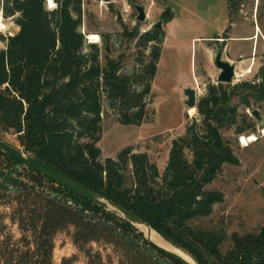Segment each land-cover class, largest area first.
<instances>
[{
    "label": "trees",
    "instance_id": "1",
    "mask_svg": "<svg viewBox=\"0 0 264 264\" xmlns=\"http://www.w3.org/2000/svg\"><path fill=\"white\" fill-rule=\"evenodd\" d=\"M47 1L0 0L4 16L14 18L19 28L7 40L0 35V43L7 44L0 50V139L16 135L25 153L139 216L198 264H264V228L260 233H234L233 247L223 254L224 228L208 229L195 223L209 218L215 205L224 202L220 191L206 186L222 173L224 165H239L240 161L221 131L238 126L236 134L243 135L252 127L238 107L250 109L264 102V66L256 75L259 83L208 85L197 117L187 126L186 136L174 141L163 173L148 154L135 153L131 147L119 152L116 159L103 161V98L123 126H141L148 120L147 99L165 35L156 30L138 38V30L130 32L125 27L119 36L139 39V46L149 49V54L140 61L136 73L124 75L120 59L106 58L102 66L100 48L87 43L81 31L83 0H54V10L48 9ZM237 1L227 2L230 16L236 13ZM237 98L238 107L232 105ZM26 169L36 176L32 184L43 187L45 180L47 188H57L135 232L115 214ZM0 180L5 189L25 185L3 170Z\"/></svg>",
    "mask_w": 264,
    "mask_h": 264
},
{
    "label": "rangeland",
    "instance_id": "2",
    "mask_svg": "<svg viewBox=\"0 0 264 264\" xmlns=\"http://www.w3.org/2000/svg\"><path fill=\"white\" fill-rule=\"evenodd\" d=\"M83 1L81 31L86 40L90 34L99 36V43L95 45L101 50L102 66L106 65V58L120 59L121 73L132 75L140 69V61L149 54V49L139 46V39L128 40L119 36L125 27L130 32L138 30L140 38L147 32L156 31L155 25L162 21V29L158 31L164 33L166 40L152 82V92L147 99L149 114L145 123L141 126L121 125L116 111L103 98V137L100 142L103 161L116 159L119 152L131 147L135 153L148 154L161 173L164 172L174 141L186 136L187 126L198 115L199 102L207 95L208 85H218L217 77L209 76L204 67L214 64L220 48L224 49L223 58L226 55L228 48L220 40L223 36H234L229 54L235 58L243 55L239 61L243 62V67L253 58L255 72L264 66V0H238L236 13L229 14V17L227 0H136L145 6V22L137 20L138 13L131 0ZM47 6L54 10L57 4L53 0L52 6L48 0ZM0 20L5 27H0V35L6 40L19 32L14 18H6L2 7ZM255 31L256 42L254 37L250 38ZM215 35L219 37L213 38ZM104 37L110 46L109 51L105 48ZM202 38L209 39L200 42L198 39ZM6 45L1 42L0 50H5ZM253 46L256 47L253 49ZM186 89L196 90V108L189 109L185 105ZM232 105L238 107L239 99H235ZM238 108L252 127L243 135L236 134L238 126L225 128L221 133L240 164L224 165L222 173L206 186L208 190L220 191L224 202L215 205L209 218L195 222L208 229L224 228L226 239L220 247L223 254L233 247L231 236L234 233H260L264 228V102L252 105L250 109ZM255 110L259 111L262 122L252 116ZM251 135L258 140L244 147L241 137ZM1 139L23 150L16 135L7 134ZM186 156L192 160L188 150ZM1 170L25 185H8L9 189H5L0 180V264H177L163 257L140 227L132 225L135 232L127 231L121 222L97 214L71 195L57 188H47L45 180L41 183L43 187L32 184L36 181L35 175L0 154ZM86 211L106 219L114 227L87 221ZM117 228L122 229V235ZM172 246L194 260L184 250Z\"/></svg>",
    "mask_w": 264,
    "mask_h": 264
},
{
    "label": "water",
    "instance_id": "3",
    "mask_svg": "<svg viewBox=\"0 0 264 264\" xmlns=\"http://www.w3.org/2000/svg\"><path fill=\"white\" fill-rule=\"evenodd\" d=\"M134 9L138 13L137 20L139 22L146 21V10L145 6L140 5L135 0L131 1ZM173 16V14H172ZM118 20H122L121 12H118ZM155 29L161 30L162 29V21L155 25ZM224 49L220 48L218 53L215 56L214 63L215 66L220 70V74L217 77V83L221 84H229L231 85L233 82V77L235 75L236 64L227 62L223 59ZM185 96L187 100L185 101V105L189 108H196L197 107V92L195 89H186ZM252 116H254L259 122H262V117L259 114V111L255 110L252 112ZM0 152L4 153L6 156L16 160L17 162L24 165L26 168L32 169L37 173L47 177L57 185L67 189L68 191L72 192L76 196L96 205L104 210H107L119 217H122L128 223L135 227L145 226L149 228V236L151 238L152 235V228L149 226L143 219L139 216L135 215L131 211L127 210L126 208L122 207L121 205L117 204L114 201L108 200L99 193L87 188L86 186L82 185L81 183L75 181L71 177L65 175L64 173L56 170L55 168L51 167L50 165L38 160L36 157L25 153L24 150L15 148L8 144L7 142L0 139ZM150 243L155 245L160 251L164 252L168 255L171 259L176 261L178 264H196L194 260L192 262L187 261L183 257L173 253L156 243H154L151 239H148Z\"/></svg>",
    "mask_w": 264,
    "mask_h": 264
},
{
    "label": "built area",
    "instance_id": "4",
    "mask_svg": "<svg viewBox=\"0 0 264 264\" xmlns=\"http://www.w3.org/2000/svg\"><path fill=\"white\" fill-rule=\"evenodd\" d=\"M132 9V6L129 7V9ZM125 12H127V10H125ZM87 42L89 44H92L91 40L88 38ZM251 63L247 66L243 67V62H239V65H236V70H235V75L233 77V82L231 85H236L239 84L243 81H250V79L252 78L253 80L252 83L256 84L259 83L260 80L256 79V75L257 72L254 71V67H255V59H251L250 60ZM85 217L87 221H90L91 223L95 224V225H105V226H109V227H114L113 223L107 221L106 219L103 218H99L96 217L92 212L90 211H86L85 212ZM116 231H118L119 233H121L122 235V229L117 228ZM131 239V235H128ZM155 259H157V257H154Z\"/></svg>",
    "mask_w": 264,
    "mask_h": 264
},
{
    "label": "bare ground",
    "instance_id": "5",
    "mask_svg": "<svg viewBox=\"0 0 264 264\" xmlns=\"http://www.w3.org/2000/svg\"><path fill=\"white\" fill-rule=\"evenodd\" d=\"M50 4L53 6V0H49ZM0 27L1 29H4V24L1 23V20H0ZM88 38L91 40V42L93 44H97L99 43V36L98 35H95V34H90L88 36ZM258 139L256 138L255 135H251L249 137H241V143L244 147H249L252 143H254L255 141H257ZM140 230H142L145 235L148 237V239H151L154 243H156L157 245L173 252V253H176L177 255L183 257L184 259H186L187 261L189 262H192V260L190 259V257L188 255H186L185 253H183L182 251L176 249L175 247H173L171 244H169L168 242H166L165 240H163V238L158 235L156 232H154L152 230V235H151V238L149 236V228L148 227H145V226H141L140 227Z\"/></svg>",
    "mask_w": 264,
    "mask_h": 264
},
{
    "label": "crops",
    "instance_id": "6",
    "mask_svg": "<svg viewBox=\"0 0 264 264\" xmlns=\"http://www.w3.org/2000/svg\"><path fill=\"white\" fill-rule=\"evenodd\" d=\"M132 1V0H131ZM136 1V0H135ZM137 2V1H136ZM227 2H228V0H227ZM114 3V1L111 3V4H113ZM131 5H132V3H131ZM133 6V5H132ZM227 7H228V5H227ZM228 11V10H227ZM228 17H229V13H228ZM234 31H235V28L233 29V31H232V33H234ZM257 34H256V31H255V33L250 37L251 39L254 37V41L256 42L257 41V36H256ZM256 36V37H255ZM167 37V36H166ZM217 37H219V35H215L213 38H217ZM223 37H225V36H223ZM222 37V39H220V40H223V42L224 43H226L225 44V46H227V48H228V51L226 52V55L224 56V60L225 61H227V62H230V63H234V64H236V65H239V61L241 60V59H243L244 58V56L243 55H241V56H239V58H235L234 56H231L230 54H229V45H230V42H231V40L232 39H235L234 38V36H232V35H230L229 36V38L227 37V39H224ZM209 38H212V37H209ZM209 38H202V39H198L200 42H203L204 40H207V39H209ZM244 39H247V37L246 38H244ZM166 41V40H165ZM198 44V43H197ZM256 45V44H255ZM256 46H253V49L255 48ZM254 51V50H253ZM252 51V52H253ZM249 56V55H248ZM215 59V58H214ZM211 64H213V63H211ZM215 64V63H214ZM210 65V64H206V66L204 67V71L209 75V76H211V77H214V76H216V77H218V75L220 74V70L215 66V65Z\"/></svg>",
    "mask_w": 264,
    "mask_h": 264
},
{
    "label": "flooded vegetation",
    "instance_id": "7",
    "mask_svg": "<svg viewBox=\"0 0 264 264\" xmlns=\"http://www.w3.org/2000/svg\"><path fill=\"white\" fill-rule=\"evenodd\" d=\"M134 9V8H133Z\"/></svg>",
    "mask_w": 264,
    "mask_h": 264
}]
</instances>
